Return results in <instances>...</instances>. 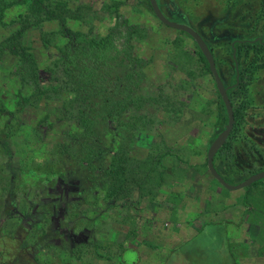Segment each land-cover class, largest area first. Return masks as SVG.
Returning <instances> with one entry per match:
<instances>
[{
	"label": "rangeland",
	"instance_id": "obj_1",
	"mask_svg": "<svg viewBox=\"0 0 264 264\" xmlns=\"http://www.w3.org/2000/svg\"><path fill=\"white\" fill-rule=\"evenodd\" d=\"M168 2L161 9L171 20L200 28L211 44L224 83L228 72L225 63L230 58L227 46L248 30L241 16L254 9V0L237 2L234 16L227 6L229 0H224L223 23L221 0H177L181 5L178 12H171L173 1ZM43 6L51 17L42 21L31 14L28 28L18 39L32 56L33 67L44 70L60 57V49L67 42L64 29L105 37L118 31L120 19H126L138 33L131 41V52L145 62L147 88L159 96V103L155 101V108L144 113L143 127L142 122H130L127 115L120 119L126 126L116 124L107 137L112 153L120 157L128 153V182L133 183L132 187L124 189L114 201H101L100 206L90 208L86 221L72 218L74 232L79 227L85 235L77 255L46 249L38 253V263L122 264V250L134 248L140 255L138 264H187L184 258L188 254H193V264H214L210 251L205 250V261H199L195 254L204 252L203 241L206 246H211V239L216 243L213 234L225 226V237L230 242L227 250L237 264H264V179L250 187L228 191L207 169V151L221 132L217 124L223 113L213 78L196 43L187 34L159 22L146 0H44ZM26 12L27 5L13 6L4 12L3 21L8 25ZM35 18L42 22L39 26L32 24ZM18 28L17 24L0 27V41ZM20 65L16 54L0 53L1 235H12L19 218L16 214L7 220L4 213L9 170L21 171L22 167L26 172L15 181L21 217L31 203H39L41 191L51 186L43 179L48 172V168H42L43 161L49 159L54 145L64 135L78 131L63 115L67 95L59 100L41 99L36 106L24 104L22 98L31 96L32 89L19 82L16 74ZM255 74V87L261 88L263 97V69ZM263 116L259 119L262 127ZM259 126L254 127L256 132ZM246 128L249 134L254 131ZM4 140L9 149L3 146ZM117 160L113 161L115 165ZM109 162L108 156L106 164ZM243 177L234 173L233 181ZM203 235L209 239L204 240ZM68 241L72 247L75 245L70 237ZM184 241L186 246L179 248ZM135 259L128 255L129 262Z\"/></svg>",
	"mask_w": 264,
	"mask_h": 264
},
{
	"label": "trees",
	"instance_id": "obj_2",
	"mask_svg": "<svg viewBox=\"0 0 264 264\" xmlns=\"http://www.w3.org/2000/svg\"><path fill=\"white\" fill-rule=\"evenodd\" d=\"M146 1L149 5V1ZM239 1L229 0L227 4L233 16L238 11ZM43 4L44 0H0V27L9 24L19 26L14 33L0 41V53L3 55L10 51L20 58L22 65L17 68L16 75L22 85L32 89L31 96L22 98L24 104L36 106L41 99L59 100L62 95H67L63 115L78 131L64 135L54 145L49 159L43 161L42 168H48L43 179L51 186L41 191L39 203L28 206L20 225V237L16 233L9 236L0 233V264H38V253L46 249L67 255L79 252L77 250L83 242L76 236L81 234L79 227L77 232L72 228V218L86 221L90 208L100 206L101 201H114L133 184L128 182V153L124 152L121 157L116 152L112 153L107 137L116 124L126 126L120 119L127 115L130 122H142L143 127L144 113L159 103V96L147 88L145 62L131 52V41L138 33L133 31L134 26H129L126 19H120L118 31L105 37L64 29L67 42L60 49V57L44 70L33 67L32 56L19 44L18 39L22 31L28 28L31 14L42 21L51 17ZM16 5H27V12L6 25L4 12ZM251 5H254V9L246 10L241 16L245 20L242 24L248 30L227 46L230 58L225 66L228 67L226 73L230 74L228 85L232 86L227 93L233 109L234 125L213 159L218 174L231 185L241 183L264 167V141L254 137L253 131L247 133L246 128L253 130L251 126L256 119H262L260 112L264 110L261 88L254 86L258 79L255 72L262 69L264 72V0H254ZM41 23L36 22L35 18L32 24L39 26ZM209 48L213 54L210 45ZM199 54L202 56L201 52ZM213 57L217 68L219 63ZM202 59L208 68L203 56ZM31 99H35V102H31ZM219 100L223 114L218 117L217 127L222 131L227 123V115L220 97ZM7 142L4 140L3 146L9 149ZM11 154L10 159L13 158ZM108 156L110 162L106 164ZM115 159H118L116 165L113 163ZM255 162L260 164L255 165ZM22 169H12L13 178L4 189L7 202L4 207L10 215L13 209L17 210L14 182L16 177L26 173ZM234 173L244 177L235 182ZM225 235V226H222L213 234L217 238L216 243L211 239V246H206L205 241L201 246L204 252L210 251L214 264L236 263L232 253L227 250L230 243ZM69 237L70 242L75 244L73 247L68 241ZM202 238L209 239L205 235ZM186 241L179 248L185 247L189 242ZM202 251L195 254L199 261H203L206 254ZM19 254L20 257L16 258ZM129 254L136 256L134 262L127 260ZM185 256V263L193 264V254ZM119 261L122 264H136L139 256L136 250L126 248L120 253Z\"/></svg>",
	"mask_w": 264,
	"mask_h": 264
},
{
	"label": "water",
	"instance_id": "obj_3",
	"mask_svg": "<svg viewBox=\"0 0 264 264\" xmlns=\"http://www.w3.org/2000/svg\"><path fill=\"white\" fill-rule=\"evenodd\" d=\"M149 5L152 9L153 14L155 17L161 22L163 25H165L168 28L184 32L188 36H190L194 42L196 43L199 51L201 52L202 56L206 60L208 64L209 72L211 73V76L214 80L215 87L217 90V93L223 103V106L226 111L227 115V124L225 128L215 137L213 142L208 148L207 151V159H206V165L207 169L210 173V175L226 190L228 191H237L246 187H250L252 184L264 179V171L257 172L255 174L250 175L248 178H246L244 181H242L239 184L231 185L227 183L216 171L213 159L215 154L218 152V150L224 145L226 142L228 136L230 135L233 125H234V114L232 105L230 103V99L228 97L227 88L224 87L219 74L216 69L215 61L212 52L210 51V48L207 46V44L204 42V40L200 37V35L193 30L191 27L187 26L183 23L173 22L166 18L162 11L160 10L157 1L156 0H148Z\"/></svg>",
	"mask_w": 264,
	"mask_h": 264
},
{
	"label": "flooded vegetation",
	"instance_id": "obj_4",
	"mask_svg": "<svg viewBox=\"0 0 264 264\" xmlns=\"http://www.w3.org/2000/svg\"><path fill=\"white\" fill-rule=\"evenodd\" d=\"M157 1V4H158V6H159V8H160V10L162 11V13L164 14V16L166 17V18H168L169 20H171L169 17H168V15H166V13H165V10L164 9H161V7L163 8V7H167V4L169 3L168 2V0H156ZM173 1V4L172 5H170V7L173 9L171 12H178L177 11V7H179V8H181V5L180 4H178V2H177V0H172ZM170 4V3H169ZM221 4H222V8H223V12H222V14H221V18H220V20H221V23H223L224 22V0H221ZM211 12V11H210ZM182 14H184V13H182ZM171 21H173V22H176L175 20H171ZM204 20H200L199 22H203ZM178 23H182V22H178ZM183 24H185V23H183ZM187 26H189V27H191L193 30H195L199 35H200V37L204 40V42L207 44V46L209 47V45L211 46V44H209V43H207V39H206V37L203 35V34H201L200 32V28H198V26H194L193 24H186ZM184 33V32H183ZM186 34V33H185ZM190 37V36H189ZM191 38V37H190ZM192 39V38H191ZM193 40V39H192ZM194 41V40H193ZM217 69V68H216ZM218 72V71H217ZM210 73V72H209ZM211 74V73H210ZM219 74V73H218ZM229 75L230 74H227L226 73V75L225 76H227V77H225V79H224V83H223V81H222V78H221V76L219 75V77H220V79H221V81H222V83H223V85H224V87L225 88H227V92H228V90L232 87L231 85H228L229 84V80H230V78H229ZM254 75V74H253ZM236 79H237V81H238V76L236 77ZM214 81V80H213ZM238 83V82H237ZM255 84H256V82H255ZM255 84H254V86H255ZM214 85H215V83H214ZM256 89H257V87H256ZM261 116L260 117H262L263 115H264V110L261 112ZM257 121V122H256ZM260 125L259 127H260V129H258V130H260L259 132H256L255 130V128L253 129L254 131H253V136L254 137H257V138H259V139H263L264 138V127H262L261 126V123L259 122V119H256L255 120V122L253 123V125L251 126V127H255L256 125ZM12 169H14V168H12ZM12 169H10L9 170V174H10V179H9V182H10V180L13 178L12 176H11V173L13 172V170ZM17 178V177H16ZM16 180V179H15ZM15 183V182H14ZM14 192H15V187H14ZM16 196H17V194H16V192H15V198H16ZM5 197V196H4ZM17 201V200H16ZM13 214L12 215H10L9 214V212H5L4 211V213H5V215H6V219L8 220V219H12V218H14L15 216H16V214H18L19 215V218H18V220H16V222L18 223V224H16L17 226H16V230H15V232L13 233V235L16 233L17 235H18V237H20V225H21V222H22V219H23V216H21L20 217V213L18 212V207H17V210L16 209H13ZM29 229H30V227H29ZM60 234H62V232L60 231ZM7 235V234H6ZM7 236H9V235H7ZM36 236V235H35ZM34 236V237H35ZM85 239V235H84V233H81V236L78 238V240L79 241H82L83 242V240ZM78 241V242H79ZM21 242V241H20ZM72 244H73V242H71ZM33 255V254H32ZM20 257V254L18 255V256H16V258H19ZM31 258L33 259V256H31ZM36 264V263H35ZM39 264V263H38Z\"/></svg>",
	"mask_w": 264,
	"mask_h": 264
},
{
	"label": "crops",
	"instance_id": "obj_5",
	"mask_svg": "<svg viewBox=\"0 0 264 264\" xmlns=\"http://www.w3.org/2000/svg\"><path fill=\"white\" fill-rule=\"evenodd\" d=\"M193 237V236H192ZM228 239V238H227ZM230 243V242H229ZM132 249H134V248H132ZM135 250V249H134ZM137 251V250H136ZM138 252V251H137ZM138 256H139V261H140V255H139V252H138ZM138 261V262H139ZM138 262L136 263V264H138ZM219 264H224V263H219ZM235 264H237V262L235 263Z\"/></svg>",
	"mask_w": 264,
	"mask_h": 264
}]
</instances>
